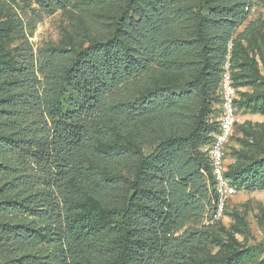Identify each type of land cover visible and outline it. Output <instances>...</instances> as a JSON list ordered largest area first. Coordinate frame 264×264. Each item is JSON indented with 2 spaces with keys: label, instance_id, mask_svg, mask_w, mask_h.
<instances>
[{
  "label": "trees",
  "instance_id": "obj_1",
  "mask_svg": "<svg viewBox=\"0 0 264 264\" xmlns=\"http://www.w3.org/2000/svg\"><path fill=\"white\" fill-rule=\"evenodd\" d=\"M36 2L47 11L67 0ZM118 5L87 45L38 56L22 44L7 49L10 24L0 22V264H190L194 235L176 233L189 222L201 230L216 223H205L216 194L202 148L217 129L212 104L228 52L238 113L264 115V92L238 91L249 84L255 29L251 22L237 29L253 0ZM163 70L190 77L183 88H153ZM143 77L149 85L140 94L135 82ZM92 140L104 148L102 177L85 167ZM260 152L232 150L247 158L225 172L236 189L264 191ZM256 250L232 245L213 261L264 264Z\"/></svg>",
  "mask_w": 264,
  "mask_h": 264
},
{
  "label": "rangeland",
  "instance_id": "obj_2",
  "mask_svg": "<svg viewBox=\"0 0 264 264\" xmlns=\"http://www.w3.org/2000/svg\"><path fill=\"white\" fill-rule=\"evenodd\" d=\"M80 1V2H79ZM5 5L0 11V22L7 21L10 24L7 40V49L22 44L23 48L30 47L34 55L38 56L39 50L47 47H60L64 49L79 50L87 45L108 27L105 24L107 18L117 13L121 0H107L97 5L100 0H67L63 7L46 8L38 4L36 0H4ZM78 2V3H77ZM113 2L117 6L109 4ZM254 24L255 36L252 47L247 52V65L244 72V80L249 84L238 87V91L249 93L264 92V0H253V5L246 20L237 29L242 31L249 23ZM103 28V29H102ZM257 70L262 80L258 79L253 70ZM190 77L188 71L163 70L159 78L150 81L155 88L158 85L184 86ZM138 93L142 94L147 89L146 77L138 79ZM120 91V90H118ZM112 99V98H111ZM212 114L217 112V104H212ZM238 120L234 126L232 136L226 146L225 165L229 175L242 166L247 158L236 159L231 155L232 150L251 152L256 155L264 150V115L238 113ZM249 122V133L242 135V124ZM246 126V125H245ZM9 131H4L7 134ZM243 136V137H242ZM242 138V140H239ZM150 147H145L144 152L149 153ZM88 160L85 164L89 171L100 170V176H104L103 169L99 166V160L104 158V148L97 140H92L88 145ZM15 162L16 155L11 156ZM33 166V164H32ZM31 167V165H29ZM25 170L29 171L30 168ZM37 177H29L33 183ZM25 187H27L25 185ZM199 225L187 223L176 234L187 232L194 235L193 250L190 254V264H216L214 258L224 257L230 251L232 245L256 246V255L264 257V191L247 192L237 189V192L228 201L227 209L223 217L214 227L199 229ZM198 231L197 233H194ZM208 242L198 244L202 238Z\"/></svg>",
  "mask_w": 264,
  "mask_h": 264
},
{
  "label": "built area",
  "instance_id": "obj_3",
  "mask_svg": "<svg viewBox=\"0 0 264 264\" xmlns=\"http://www.w3.org/2000/svg\"><path fill=\"white\" fill-rule=\"evenodd\" d=\"M228 47L230 48V44ZM217 94L219 96V102L217 104L218 112L215 119L217 129L213 133L211 142L202 148L209 162L213 189L216 194L215 207L210 213V216L205 219V223L207 224H213L223 217L228 201L237 192L236 187L225 175L226 146L238 120V111L236 109L238 93L232 78L229 52L221 67Z\"/></svg>",
  "mask_w": 264,
  "mask_h": 264
}]
</instances>
